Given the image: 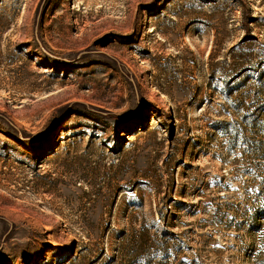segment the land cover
Returning <instances> with one entry per match:
<instances>
[{"label":"rangeland","instance_id":"obj_1","mask_svg":"<svg viewBox=\"0 0 264 264\" xmlns=\"http://www.w3.org/2000/svg\"><path fill=\"white\" fill-rule=\"evenodd\" d=\"M0 135V264H264V0H0Z\"/></svg>","mask_w":264,"mask_h":264},{"label":"snow or ice","instance_id":"obj_2","mask_svg":"<svg viewBox=\"0 0 264 264\" xmlns=\"http://www.w3.org/2000/svg\"><path fill=\"white\" fill-rule=\"evenodd\" d=\"M254 174V173H253ZM259 179L264 180V177H259Z\"/></svg>","mask_w":264,"mask_h":264},{"label":"bare ground","instance_id":"obj_3","mask_svg":"<svg viewBox=\"0 0 264 264\" xmlns=\"http://www.w3.org/2000/svg\"><path fill=\"white\" fill-rule=\"evenodd\" d=\"M3 138V136L2 135H0V139H2ZM6 139V138H5Z\"/></svg>","mask_w":264,"mask_h":264}]
</instances>
